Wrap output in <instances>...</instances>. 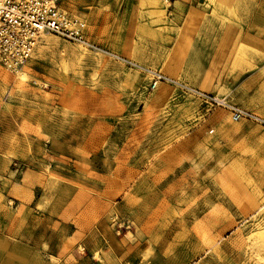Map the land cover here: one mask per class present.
<instances>
[{
  "label": "rangeland",
  "instance_id": "374dc122",
  "mask_svg": "<svg viewBox=\"0 0 264 264\" xmlns=\"http://www.w3.org/2000/svg\"><path fill=\"white\" fill-rule=\"evenodd\" d=\"M173 1L63 0L94 46L44 33L20 69L0 64V221L41 213L53 238L50 257L18 248L0 264H57L82 236L96 257L105 239L112 263L264 264V125L201 95L237 102V65L219 61L255 4H200L227 14L201 47L174 30Z\"/></svg>",
  "mask_w": 264,
  "mask_h": 264
},
{
  "label": "crops",
  "instance_id": "0c3cea01",
  "mask_svg": "<svg viewBox=\"0 0 264 264\" xmlns=\"http://www.w3.org/2000/svg\"><path fill=\"white\" fill-rule=\"evenodd\" d=\"M242 1L244 0H174V4L175 2H179L180 5L174 6L172 10V12L178 16L177 19L179 20L177 24L173 25V28L175 31L187 32L189 40L193 39L197 46L206 47V32L211 31L213 22L216 21L215 17L224 16L226 13L224 10L217 9L213 6L203 7L199 5L203 3H206V5L216 3L218 6L222 7L228 3L238 4ZM252 2L255 5L250 12L246 13L251 16L249 24L245 25L242 21L240 26H230L233 28L234 32L231 36V40L233 41L226 45L229 47V50L226 52L225 59H220V61L215 60V62L219 61V63L225 64H232L233 62L236 63V74L240 79V82L237 84L235 90L237 102H234L231 99L230 101L243 109L252 111L259 116L264 117V111L253 106L251 101V97L254 98L257 95H260L261 93H259V90L264 88V57L261 58V56L258 55H248V52H250L248 48L264 52V0H252ZM234 14L243 16L245 13L242 9H237ZM186 18L188 19V23L184 24L183 21ZM217 25L219 26L220 31L228 30V27L225 29L221 28L220 23L214 24V26ZM244 52H246V56L243 55ZM201 56H204V53H202ZM220 57L221 54L218 58ZM220 69L221 72L219 75L222 79V76H224L227 71V67L225 68V72L222 68ZM216 78L218 79L219 76H216ZM205 87L212 88L213 85H209L208 81H206ZM222 96H228V94L223 93ZM240 96L242 98H240ZM246 96L247 98H244ZM210 120L211 125H214L215 128H218L219 130H223V132L224 130L231 128L228 115L221 110L215 112L211 116ZM241 123L245 124L242 120ZM215 128L211 127L209 130H213L212 132H215ZM16 192H23V187L20 185L17 186ZM42 215L43 214L40 213L39 215L31 218L28 216L27 220L22 223L15 220L10 222L4 220L0 221V257H5L6 263L9 261H15L14 258L16 257L19 249L34 257L38 255L37 252H40L45 257L53 255L51 254L53 240L51 235V226L47 223L46 216ZM65 241L67 242L68 239ZM87 242H89L88 237L82 236L74 245L71 246L70 249H64V247H61V250H56L55 256L60 259L57 264L128 263L126 257H124L126 255L123 251L117 254L119 257L121 256V258L117 259L116 263H112L110 261L109 256L112 254L110 253L111 251L108 248V243L105 239H100L97 244L96 249L99 252V257H96L94 251L86 252L85 245ZM31 261L32 260L30 258L29 264Z\"/></svg>",
  "mask_w": 264,
  "mask_h": 264
},
{
  "label": "built area",
  "instance_id": "2783aa9c",
  "mask_svg": "<svg viewBox=\"0 0 264 264\" xmlns=\"http://www.w3.org/2000/svg\"><path fill=\"white\" fill-rule=\"evenodd\" d=\"M43 33L94 46L83 20L66 9L63 0H0L1 65L12 71L20 69L32 57ZM154 78V86L167 80L162 74H155ZM201 95L207 103L227 108L234 121L250 119L264 125V118L233 104L226 96Z\"/></svg>",
  "mask_w": 264,
  "mask_h": 264
},
{
  "label": "bare ground",
  "instance_id": "6f19581e",
  "mask_svg": "<svg viewBox=\"0 0 264 264\" xmlns=\"http://www.w3.org/2000/svg\"><path fill=\"white\" fill-rule=\"evenodd\" d=\"M78 11H79V10H78ZM43 34H44V33H43ZM43 34H42V35H43ZM42 35H41V36H42ZM84 48H85V47H84ZM25 74H26V73H25L24 71L20 73V75H22L23 77L25 76ZM167 79H168V80H173L171 77H168V76H167ZM256 208H257V207H256ZM253 213H254V212H253ZM252 216H253V215H252ZM221 237H222V236H221ZM212 246H213V245H212Z\"/></svg>",
  "mask_w": 264,
  "mask_h": 264
}]
</instances>
